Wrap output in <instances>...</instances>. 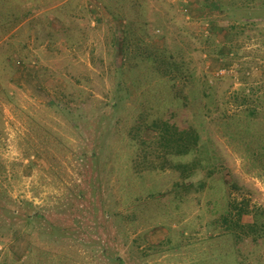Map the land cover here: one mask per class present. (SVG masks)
<instances>
[{
	"label": "rangeland",
	"instance_id": "374dc122",
	"mask_svg": "<svg viewBox=\"0 0 264 264\" xmlns=\"http://www.w3.org/2000/svg\"><path fill=\"white\" fill-rule=\"evenodd\" d=\"M0 264H264V0H0Z\"/></svg>",
	"mask_w": 264,
	"mask_h": 264
},
{
	"label": "trees",
	"instance_id": "16d2710c",
	"mask_svg": "<svg viewBox=\"0 0 264 264\" xmlns=\"http://www.w3.org/2000/svg\"><path fill=\"white\" fill-rule=\"evenodd\" d=\"M159 126V127H158ZM158 131V146L161 148L155 147V151L151 152L152 154H157L162 156L164 160L161 161V165H158V168L164 169L167 165L173 160L180 157H185L190 154H193L198 150L199 144V135L196 131L181 130L176 125L170 124L168 121L157 123ZM144 142V141H142ZM198 158H195L192 161V164L187 162H178L173 166L180 169L182 167L193 170L194 166L197 164ZM154 167L156 165H153ZM227 217H225L226 220Z\"/></svg>",
	"mask_w": 264,
	"mask_h": 264
}]
</instances>
